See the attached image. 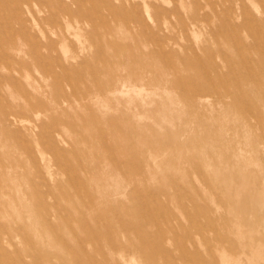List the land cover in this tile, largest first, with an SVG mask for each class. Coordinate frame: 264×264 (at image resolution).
<instances>
[{"label": "rangeland", "instance_id": "rangeland-1", "mask_svg": "<svg viewBox=\"0 0 264 264\" xmlns=\"http://www.w3.org/2000/svg\"><path fill=\"white\" fill-rule=\"evenodd\" d=\"M0 264H264V0H0Z\"/></svg>", "mask_w": 264, "mask_h": 264}, {"label": "bare ground", "instance_id": "bare-ground-1", "mask_svg": "<svg viewBox=\"0 0 264 264\" xmlns=\"http://www.w3.org/2000/svg\"><path fill=\"white\" fill-rule=\"evenodd\" d=\"M190 57V56H189ZM167 61V60H166ZM240 98V97H239ZM244 100V99H243ZM42 103V102H41ZM241 108V107H240ZM80 114V113H79ZM60 130V129H59ZM104 134V133H103ZM63 164V163H62Z\"/></svg>", "mask_w": 264, "mask_h": 264}]
</instances>
